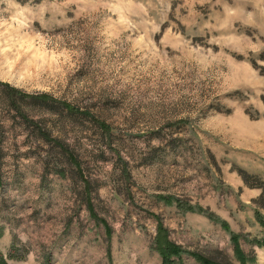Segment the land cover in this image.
Listing matches in <instances>:
<instances>
[{"label":"rangeland","instance_id":"1","mask_svg":"<svg viewBox=\"0 0 264 264\" xmlns=\"http://www.w3.org/2000/svg\"><path fill=\"white\" fill-rule=\"evenodd\" d=\"M0 81V264H264V0H0Z\"/></svg>","mask_w":264,"mask_h":264},{"label":"trees","instance_id":"2","mask_svg":"<svg viewBox=\"0 0 264 264\" xmlns=\"http://www.w3.org/2000/svg\"><path fill=\"white\" fill-rule=\"evenodd\" d=\"M0 85L6 89L7 99L9 103L15 108H17V104L19 103V100H23L25 97H30L31 100H39L42 104H50L53 102V99H51V97L45 94H35L34 95V94L24 93L20 89L14 86H11L8 83L1 82V81H0ZM62 107H64L67 111H72V108L65 103L62 105ZM102 128L106 129V126L102 124ZM41 135L47 138L45 133H41ZM55 144L59 147L61 152L62 151L65 152V146L62 142L56 141ZM78 169L79 168L77 167V170ZM237 172L243 179L246 186L250 188H260L262 190L258 198L254 200L259 203L258 207L263 208L264 207V182L261 179H259L257 176L251 175L245 170L238 169ZM78 173L80 174L79 171ZM255 212H256L255 215H256L257 221L264 227V217L262 216V214L257 208H255ZM237 239H238V236L236 234H232V240L235 244L234 246L235 255L243 263L245 260V255L243 251L239 248V245L237 244ZM253 243L256 244L257 246L264 247V235L259 239H254ZM154 244H155L156 249L159 251V253L163 257V264H172L173 261L170 259V257L174 256L178 258L182 255L183 252H186V254L191 255V257H193L195 261H197L198 264H230V260L228 259L227 255H224L220 252L204 254L198 251L183 250L179 245L175 244L173 241H171L168 238L167 231L161 225H159L157 228V234L154 238Z\"/></svg>","mask_w":264,"mask_h":264}]
</instances>
